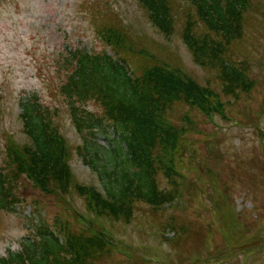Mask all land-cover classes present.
<instances>
[{
    "label": "trees",
    "instance_id": "obj_1",
    "mask_svg": "<svg viewBox=\"0 0 264 264\" xmlns=\"http://www.w3.org/2000/svg\"><path fill=\"white\" fill-rule=\"evenodd\" d=\"M137 1L164 36L180 28L193 62L215 72L224 96L253 88L247 68L230 55L231 45L243 35L245 13L254 0ZM87 9L103 48L92 53L79 46L64 47L56 58L53 95L67 105L75 129L83 136L79 153L96 172L102 189L79 182L72 172L70 147L56 123L58 108L42 103L37 94L25 98L20 117L27 140L5 139L0 210L15 211L16 191L27 180L42 193L54 195L77 227L65 221L58 235L39 218L29 224L32 234L22 239L18 250L0 255V264H99L112 258L116 241L104 223L128 224L136 204L155 211L182 196L181 174L169 156L187 128L173 120L175 106L187 105L206 116L224 111L212 87L133 43L107 1H91ZM89 102L97 105L100 115L87 109ZM97 131L106 135L107 147L96 142ZM258 173L254 172L253 182L260 178ZM74 196L83 202L85 213L73 205ZM53 220L56 226L60 218ZM167 228L174 233L167 238L172 241L206 235L199 225L190 226L188 233L182 221H172ZM133 259L145 262L137 255Z\"/></svg>",
    "mask_w": 264,
    "mask_h": 264
},
{
    "label": "rangeland",
    "instance_id": "obj_2",
    "mask_svg": "<svg viewBox=\"0 0 264 264\" xmlns=\"http://www.w3.org/2000/svg\"><path fill=\"white\" fill-rule=\"evenodd\" d=\"M91 1H107L133 43L212 87L224 104L222 114L211 116L187 105L175 106L173 120L187 128L169 156L181 174L182 196L155 211L136 204L128 224L104 223L117 248L112 258L99 264H191L198 258L207 259L200 264H264V0L253 1L245 13L242 37L231 45V59L246 67L254 81L249 92L237 96H224L215 72L193 62L179 27L164 36L137 0H0V161L7 137L19 143L27 140L21 103L37 94L42 103L58 108L56 123L70 147L76 179L102 189L96 172L79 153L83 136L76 131L67 105L53 95L56 58L64 47L79 46L92 53L103 48L87 9ZM86 107L100 115L93 102ZM95 138L107 147L103 132L97 131ZM254 172H259L256 182ZM161 178L163 185L165 177ZM16 192L15 211L0 210V255L18 250L22 239L32 234L29 224L39 218L58 235L65 221L77 227L54 195L42 193L27 180ZM72 203L85 213L79 198L74 196ZM55 216L60 218L56 226ZM172 221H182L188 233L190 226L199 225L206 235L167 240L174 234L167 228ZM245 245L249 246L234 250ZM134 255L145 262H135Z\"/></svg>",
    "mask_w": 264,
    "mask_h": 264
},
{
    "label": "water",
    "instance_id": "obj_3",
    "mask_svg": "<svg viewBox=\"0 0 264 264\" xmlns=\"http://www.w3.org/2000/svg\"><path fill=\"white\" fill-rule=\"evenodd\" d=\"M247 246H240V247H236L235 249H244L246 248ZM204 261V260H203Z\"/></svg>",
    "mask_w": 264,
    "mask_h": 264
}]
</instances>
